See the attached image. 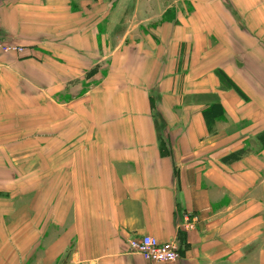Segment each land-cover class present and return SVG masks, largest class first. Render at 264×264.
I'll return each mask as SVG.
<instances>
[{
    "label": "crops",
    "instance_id": "1",
    "mask_svg": "<svg viewBox=\"0 0 264 264\" xmlns=\"http://www.w3.org/2000/svg\"><path fill=\"white\" fill-rule=\"evenodd\" d=\"M0 39V264H264V0H0Z\"/></svg>",
    "mask_w": 264,
    "mask_h": 264
},
{
    "label": "rangeland",
    "instance_id": "2",
    "mask_svg": "<svg viewBox=\"0 0 264 264\" xmlns=\"http://www.w3.org/2000/svg\"><path fill=\"white\" fill-rule=\"evenodd\" d=\"M171 16H172V13L170 10H168V12L166 13V17L169 18ZM243 25L244 24H241V26ZM227 84L228 82L226 83V85ZM6 94L8 95L9 92ZM3 105H4L3 103H0L1 141L4 140L5 142L8 141L9 143H14L24 136V135H21L23 132L22 124H25V121L26 119H28V117H26L25 114L18 113L19 112L18 110L9 111L10 109H8L7 107ZM9 112H11V114H9ZM18 153L19 152L16 150L8 151L6 149H3V145H0V165H1L0 166V193H4L5 190L8 189L7 186L10 184L9 180H14L13 178L15 175V171H16V175L19 178H24V176L27 175L26 173L27 167L24 166L23 161H19L20 157L17 156ZM14 158H16L15 160L18 161L16 168H12L4 164L8 160L14 163L15 161ZM13 165L15 167L16 164L14 163ZM34 170H39V165L38 167H34ZM13 185H15V183Z\"/></svg>",
    "mask_w": 264,
    "mask_h": 264
},
{
    "label": "built area",
    "instance_id": "3",
    "mask_svg": "<svg viewBox=\"0 0 264 264\" xmlns=\"http://www.w3.org/2000/svg\"><path fill=\"white\" fill-rule=\"evenodd\" d=\"M24 47L12 42L0 39V54L14 53L22 54ZM184 226L194 227V222L190 216H185ZM128 245L131 251L140 254L145 260L150 262H174L179 257L180 245L176 240L161 241L156 236L144 234L129 238Z\"/></svg>",
    "mask_w": 264,
    "mask_h": 264
},
{
    "label": "trees",
    "instance_id": "4",
    "mask_svg": "<svg viewBox=\"0 0 264 264\" xmlns=\"http://www.w3.org/2000/svg\"><path fill=\"white\" fill-rule=\"evenodd\" d=\"M218 73L221 76V78L223 79L226 87H230V88L232 87V88L236 89L239 93L244 94L242 92V90L238 86H236V84H234V82H232V80L224 72L218 71ZM227 82H228V84L226 85ZM206 110L208 112H214L213 113V115H214L213 118H210L209 115L206 116V121H207L209 127H211L212 126V122L214 121V119L217 117V115L219 113L218 112L216 114V112L218 110V106L216 104H213L212 107L210 106V108H208ZM261 139L264 141V134H262ZM246 151H247V149H245V148L241 149V150H239L237 152H234V153L228 155L225 159H226V161L227 160H231V159H237V158L241 157L243 154H245Z\"/></svg>",
    "mask_w": 264,
    "mask_h": 264
}]
</instances>
